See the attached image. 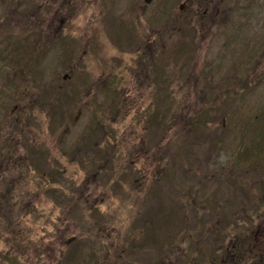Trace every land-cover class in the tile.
I'll return each instance as SVG.
<instances>
[{"label": "rangeland", "instance_id": "obj_1", "mask_svg": "<svg viewBox=\"0 0 264 264\" xmlns=\"http://www.w3.org/2000/svg\"><path fill=\"white\" fill-rule=\"evenodd\" d=\"M224 3L203 21L78 1L55 33L23 29L0 264H73L100 222L117 264H264V0ZM6 27L22 32L13 14Z\"/></svg>", "mask_w": 264, "mask_h": 264}, {"label": "flooded vegetation", "instance_id": "obj_2", "mask_svg": "<svg viewBox=\"0 0 264 264\" xmlns=\"http://www.w3.org/2000/svg\"><path fill=\"white\" fill-rule=\"evenodd\" d=\"M78 1L99 6L101 9L107 8L108 5L119 6L121 10L117 9L118 15L123 18L133 19L139 16L143 19H169L172 16H168L167 9H173L171 13L176 11L178 14L176 18L188 13L195 16L201 13L204 21L206 17L212 19L221 14L220 9L223 7L225 10L224 2L227 0H151L150 2L146 0H0V71L4 70L5 74L0 77V164L5 165L8 171L16 169L17 164L21 162L20 149L24 145V78L21 62L24 47L23 29L45 30L47 27L46 30L55 33L56 21L58 20L63 26L68 16L71 17L69 14L71 4ZM169 2L170 6H168ZM11 4L14 5L15 11L10 10L13 9ZM152 5L155 7L154 12ZM108 13L110 11L106 14ZM225 13V11L222 13L224 19H226ZM12 14L15 22L22 26V32L19 30L7 32L8 15ZM98 14L102 16L104 11L100 10ZM46 22L47 26L44 27ZM11 53L17 65L9 69L8 64L13 63V60L9 59ZM33 140V137L30 138V141ZM91 228H97L96 232H99V235L95 236L93 241V235L82 236L81 245L76 246L80 257L73 264H117L120 254L118 235L116 236V233L103 222L96 223ZM74 240L75 238H72L69 242L72 243ZM88 243L91 245L88 246ZM68 255L69 258L72 257L71 251ZM37 256L35 264L40 262V254ZM58 263L61 264V260ZM255 264H259V261L257 260Z\"/></svg>", "mask_w": 264, "mask_h": 264}, {"label": "water", "instance_id": "obj_3", "mask_svg": "<svg viewBox=\"0 0 264 264\" xmlns=\"http://www.w3.org/2000/svg\"><path fill=\"white\" fill-rule=\"evenodd\" d=\"M151 0H146V2H150Z\"/></svg>", "mask_w": 264, "mask_h": 264}]
</instances>
